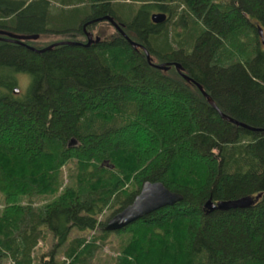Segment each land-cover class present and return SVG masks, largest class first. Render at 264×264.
Returning a JSON list of instances; mask_svg holds the SVG:
<instances>
[{
    "label": "trees",
    "instance_id": "1",
    "mask_svg": "<svg viewBox=\"0 0 264 264\" xmlns=\"http://www.w3.org/2000/svg\"><path fill=\"white\" fill-rule=\"evenodd\" d=\"M105 15L127 37L100 20L86 25L88 46L54 44L86 43L84 23ZM259 28L264 0H0V30L61 37L39 53L0 40V264H31L48 233L56 244L41 264H92L95 239L68 262L56 250L73 229L107 241L106 220L145 181L183 199L114 231L130 234L114 264H264V131L224 119L198 87L224 114L264 128ZM18 76L27 86L15 94ZM39 195L54 198L19 202ZM245 195L248 208L204 206Z\"/></svg>",
    "mask_w": 264,
    "mask_h": 264
},
{
    "label": "water",
    "instance_id": "2",
    "mask_svg": "<svg viewBox=\"0 0 264 264\" xmlns=\"http://www.w3.org/2000/svg\"><path fill=\"white\" fill-rule=\"evenodd\" d=\"M167 18V15L163 12H156L153 13L151 15V20L154 23H163ZM100 20H107L109 21L114 27L115 29L121 33L122 35H124L125 37L126 34L122 31L121 27L108 15L90 20L86 23H84L83 25V30L84 33L86 35L87 41L86 43H79V42H73V41H62V42H57L54 44H60V43H67V44H78V45H84V46H88L93 38H92V33L86 30V25L93 23V22H97ZM0 34H7L10 35L16 39H35L39 36V34H14L11 32H6L3 30H0ZM259 35L261 37V39H264V35H263V31L261 28H259ZM99 37H96L95 40H98ZM264 41V40H263ZM129 43L136 47V46H140L141 45L133 42L132 40L129 39ZM48 45L44 48H41L37 51L42 52L45 50H48L49 48L52 47V45ZM143 48V47H142ZM144 52L146 54V58L149 61L150 64H152L154 67L159 68V69H163V70H167L169 68L170 65H165V64H154L151 62L150 60V56L149 53L146 49H144ZM175 67L178 69L179 68V64L175 63L174 64ZM183 77H185L186 79H190V77L186 76L183 74ZM198 85V84H197ZM199 89L202 91L203 95L207 98L208 102L210 103V105L216 109L218 111V113L220 114L221 117H223L224 119L239 125L245 129H248L250 131H264V128H257L251 125H248L246 123L240 122L226 114H224L216 105V103L208 96V94L206 92H204L202 90V88L198 85ZM13 92L15 94H18L19 89L18 88H14ZM183 199V195L179 192H175L170 190L168 187H166L162 182L160 181H145L142 183L140 191L138 192V194L134 197V199L132 200L131 203H129L128 205H126L125 207H123L120 211L116 212L115 214H113L112 216H110L106 222H105V226L104 229L107 231H118L121 230L125 227H127L128 225H130L131 223L135 222L136 220L144 217L145 215L161 208L167 205H173L179 201H181ZM255 201V198L251 195H245V196H240L234 199H226V200H219V201H212L211 198L208 199L204 206L207 210V212H211L214 210H229V209H236V208H248L250 207Z\"/></svg>",
    "mask_w": 264,
    "mask_h": 264
},
{
    "label": "rangeland",
    "instance_id": "3",
    "mask_svg": "<svg viewBox=\"0 0 264 264\" xmlns=\"http://www.w3.org/2000/svg\"><path fill=\"white\" fill-rule=\"evenodd\" d=\"M61 40L60 36L56 35H46L41 36L39 35L35 39H31V43L43 46L45 44H48L52 41H58ZM18 84L15 86L19 89V93L23 92L27 86V79L18 76L17 78ZM70 173V169L68 167H64L61 176H62V185L61 187H64L65 185L70 184L71 179H68V174ZM61 192V189H59V193ZM54 196L50 195H39V196H32L31 198L28 197H21L20 201L21 203L31 202L34 207H38L39 205H44L48 202H50ZM10 204V203H9ZM5 206H7L6 200H5V194L0 191V216L2 215L3 211L5 210ZM110 215V211H106L101 216V220L104 221L108 216ZM69 242L65 243L64 245L60 246L58 250H56V257L61 260H65L68 262L69 258H67L66 254H72V256L75 257V253H79L76 251H82L89 243L90 241L97 240L100 247L95 251V254L92 258V264H114L115 263V257L120 253L121 249L127 244L128 239L130 237L129 233H113L111 232V235L109 236L107 241L102 240V233L100 229H96L94 231H78L77 229H73V231L70 233ZM95 237V238H93ZM78 238L76 242H72L73 239ZM104 241V243H103ZM54 243L56 244V239L50 235L47 234V240L45 242L39 241L37 246L35 247L34 251L31 253L32 257V263L31 264H41V258L46 256L51 252L53 249ZM85 257L82 256V259L78 261L77 264H86V261H84ZM11 260L6 259L4 264H10Z\"/></svg>",
    "mask_w": 264,
    "mask_h": 264
},
{
    "label": "flooded vegetation",
    "instance_id": "4",
    "mask_svg": "<svg viewBox=\"0 0 264 264\" xmlns=\"http://www.w3.org/2000/svg\"><path fill=\"white\" fill-rule=\"evenodd\" d=\"M3 30V29H1ZM3 31H6V32H11V31H8V30H3ZM11 33H14V32H11ZM14 34H24V33H14ZM34 34V33H32ZM25 35H28L25 33ZM0 40H3L5 42H10V43H13V44H17L23 48H25L26 50H29V51H32V52H35V53H39V49L41 48H44L48 45H44L43 47H40L38 45H33L32 43H29L31 41V39H16L10 35H7V34H0Z\"/></svg>",
    "mask_w": 264,
    "mask_h": 264
}]
</instances>
